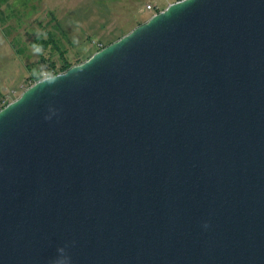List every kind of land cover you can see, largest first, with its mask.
I'll return each mask as SVG.
<instances>
[{
    "label": "water",
    "instance_id": "water-1",
    "mask_svg": "<svg viewBox=\"0 0 264 264\" xmlns=\"http://www.w3.org/2000/svg\"><path fill=\"white\" fill-rule=\"evenodd\" d=\"M61 256L264 264V0H178L0 109V264Z\"/></svg>",
    "mask_w": 264,
    "mask_h": 264
},
{
    "label": "rangeland",
    "instance_id": "rangeland-1",
    "mask_svg": "<svg viewBox=\"0 0 264 264\" xmlns=\"http://www.w3.org/2000/svg\"><path fill=\"white\" fill-rule=\"evenodd\" d=\"M176 1L7 0L0 11V105L18 98L33 73L47 74L50 60L79 64Z\"/></svg>",
    "mask_w": 264,
    "mask_h": 264
},
{
    "label": "trees",
    "instance_id": "trees-1",
    "mask_svg": "<svg viewBox=\"0 0 264 264\" xmlns=\"http://www.w3.org/2000/svg\"><path fill=\"white\" fill-rule=\"evenodd\" d=\"M178 1V0H177ZM7 2V0H0V11L2 9V6ZM158 12H160V10H158ZM122 37V36H121ZM114 41H111L110 43H112ZM109 43V44H110ZM107 45L105 44H100L97 48V51L102 49L103 47H105ZM96 51V52H97ZM93 55V54H92ZM92 55H89V57H91ZM71 66L69 60H65L61 63L60 66H57V64L54 62V61H51L50 60V63H49V66L47 67V72L50 73V75H56L58 73H62V72H65L66 70H68ZM43 78V74L41 73H33L32 75H30L28 77V80L30 79V84L28 86H31L32 84H34L36 81L40 80ZM27 86V87H28ZM2 96H0V103L3 102L2 100ZM10 101H5L3 104L0 105V109H2L3 107H5Z\"/></svg>",
    "mask_w": 264,
    "mask_h": 264
},
{
    "label": "clouds",
    "instance_id": "clouds-1",
    "mask_svg": "<svg viewBox=\"0 0 264 264\" xmlns=\"http://www.w3.org/2000/svg\"><path fill=\"white\" fill-rule=\"evenodd\" d=\"M34 47H37V46L34 45ZM37 50L39 51L38 47H37ZM205 226H207V225H205ZM58 251L63 254L65 252V249L60 248V249H58ZM54 264H69V260L66 256H61L55 260Z\"/></svg>",
    "mask_w": 264,
    "mask_h": 264
},
{
    "label": "built area",
    "instance_id": "built-area-1",
    "mask_svg": "<svg viewBox=\"0 0 264 264\" xmlns=\"http://www.w3.org/2000/svg\"><path fill=\"white\" fill-rule=\"evenodd\" d=\"M149 7H150V8H152V6H151V5H149ZM49 76H52V75H50V73H49V72H47V74L43 75V78H46V77H49Z\"/></svg>",
    "mask_w": 264,
    "mask_h": 264
}]
</instances>
